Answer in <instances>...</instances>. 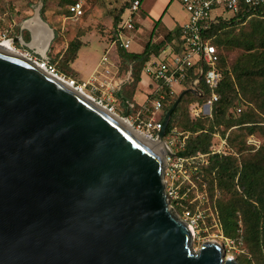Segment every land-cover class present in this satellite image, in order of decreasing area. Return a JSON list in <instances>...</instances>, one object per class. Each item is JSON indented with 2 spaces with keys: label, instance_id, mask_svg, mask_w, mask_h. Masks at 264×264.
Wrapping results in <instances>:
<instances>
[{
  "label": "water",
  "instance_id": "1",
  "mask_svg": "<svg viewBox=\"0 0 264 264\" xmlns=\"http://www.w3.org/2000/svg\"><path fill=\"white\" fill-rule=\"evenodd\" d=\"M24 28L10 41L48 58L39 11ZM42 65L0 44V264H238L216 241L195 250L165 192L160 142L194 89L149 140Z\"/></svg>",
  "mask_w": 264,
  "mask_h": 264
},
{
  "label": "trees",
  "instance_id": "2",
  "mask_svg": "<svg viewBox=\"0 0 264 264\" xmlns=\"http://www.w3.org/2000/svg\"><path fill=\"white\" fill-rule=\"evenodd\" d=\"M76 1L68 0L70 4ZM133 2L119 10L111 29V43L117 38ZM67 12L71 14L70 8ZM84 15L85 10L81 17ZM137 26L135 23V28ZM154 30L143 52L119 49L120 62L128 70L132 69V77L116 90V107H123L125 112L127 109L140 110L142 119H149L153 112L152 103L147 100L145 104H139L134 97V87L141 80L143 66L153 54L160 53L181 34V27L156 34ZM205 34L217 47L218 66L222 71L217 88L219 100L213 106L212 115L194 118L190 115L189 104L198 97L191 92L184 94L173 111L167 130L177 127L189 133L186 149L181 155H206V163L199 164V177H194V180L201 189L207 188L223 235L231 239L241 238L248 248L251 256L241 254L238 264H264V144L256 149L255 144L248 143L250 135L264 137V6H244L236 14L220 16L205 30ZM82 44L81 40L69 44L67 57L55 65L58 73L65 72L69 63L77 59V51ZM234 50L237 54L231 59L229 53ZM51 64L55 63L51 61ZM189 86L190 82H186L185 89ZM205 88L207 91L206 85ZM185 89L175 92L162 86L149 92L151 101L157 98L162 101V119ZM216 133L226 138L228 151H212ZM190 197L193 198L194 194ZM183 199L184 206L189 205L191 212L197 213L199 203L190 205V199ZM176 208L183 210L178 204Z\"/></svg>",
  "mask_w": 264,
  "mask_h": 264
},
{
  "label": "rangeland",
  "instance_id": "3",
  "mask_svg": "<svg viewBox=\"0 0 264 264\" xmlns=\"http://www.w3.org/2000/svg\"><path fill=\"white\" fill-rule=\"evenodd\" d=\"M80 1L84 3L86 15L73 18L72 14L67 12L70 5L68 0H0V29L6 30L8 35H11V38L22 33L23 38L29 42L30 33L27 29L24 28L22 30V28L24 22L32 18L36 11H39L41 18L49 24L54 35L47 52L48 58L37 53L35 49H31L19 42H15L14 44L18 48L16 50L21 51L23 54L32 56L40 62L48 61L51 63L53 61L55 63L53 64L54 66L61 63L67 57V50L72 41L81 40L83 44L77 51V59L69 63L65 72L59 71L60 76L64 77V79H74L78 85L93 95L101 104L111 107L113 111L125 117L126 112L124 108L121 107L119 109V107H116L115 100L117 98L115 92L108 90L106 87L100 90L101 87L97 77L100 75L108 76L106 71L110 69L117 76L113 81L127 78L128 69L120 62V48L114 45L111 46L109 39L111 38V29L116 16L119 14V10L123 6L129 5L133 0ZM156 6L160 7V9H156ZM220 11L230 14V12L222 8H220ZM133 17L138 26L127 32L134 36L129 50L143 52L145 44L152 37L154 29L155 34L159 32L164 33L175 27L177 29L188 20L189 12L183 6L182 0H142L141 9L137 10L133 14ZM158 19L160 20L157 21ZM236 54L237 50H234L229 53V56L232 59ZM105 55L108 56L106 61L103 59ZM105 76L102 79L106 78ZM151 82L152 78L145 70H142L141 80L134 87L135 101L139 104H145L147 100L148 103L153 104L152 98L149 97V92L152 91L153 87L151 86ZM201 83L204 84V82ZM101 84L103 85V82ZM203 86L205 87V84ZM131 88L129 87L130 90H133V87ZM139 111L129 112L128 116H131L132 122L136 120ZM162 113L163 110H160L154 113V115L161 118ZM136 123L134 125H137ZM248 139V143L255 144L256 149L264 144V137L258 134L250 135ZM226 150H229L227 145ZM205 163L206 160H202L201 164ZM198 175L197 171H195L190 180L181 183L180 190L183 194L179 199H176L178 203L171 200L173 203L172 208L176 214L181 219L194 225L191 224L195 229L192 238L193 248L198 250L203 242L216 241L222 246L225 257L233 256L238 260L241 254L249 255L248 248L241 238L231 239L223 235L217 213L211 205L207 188L201 189L195 183L194 177H199ZM192 193L194 194L193 198L190 197ZM182 198L190 199V205L198 202L199 205L196 207L197 213H192L189 205L184 206ZM177 204L182 206V211L177 210Z\"/></svg>",
  "mask_w": 264,
  "mask_h": 264
},
{
  "label": "built area",
  "instance_id": "4",
  "mask_svg": "<svg viewBox=\"0 0 264 264\" xmlns=\"http://www.w3.org/2000/svg\"><path fill=\"white\" fill-rule=\"evenodd\" d=\"M182 2L189 12V17L180 26V38L173 39L160 53L153 54L145 64L143 71L145 70L152 78L151 86L153 87L151 93L162 86L179 92L185 89L186 82H190L189 88H193L194 94L198 97L190 103V115L194 118L202 115H212L213 106L219 100L217 88L222 78V71L218 66L217 47L212 43L211 38L205 34V30L209 29L216 18L236 14L244 6L262 7L264 6V0H182ZM140 5V0H134L129 14L124 18L118 36L112 41L111 46L114 45L126 50L130 49L134 36L127 32L135 28L136 22L133 14L139 10ZM69 8L73 18H78L84 13V3L80 0L70 4ZM220 8L230 12V14L220 11ZM10 39L8 32L0 29V44ZM154 40L155 38H153ZM12 44L15 46L14 43ZM16 49L18 48L16 47ZM28 57L34 59L32 56ZM103 59L106 61L108 56L105 55ZM41 64L52 73L60 76L53 64L48 61H42ZM110 71V69H107L106 73H108V76L104 75L106 77L104 79L101 78L103 75L97 77L101 87L100 90L106 87L108 90L116 92L124 82L131 80L132 69L127 71L126 79L115 81L113 79L117 78L116 73ZM129 72L131 73L129 74ZM67 80H70V83L80 90H84L74 79ZM101 82H103V85ZM201 82H204L209 88V95ZM96 87L98 88V86ZM84 92L91 95L85 90ZM91 96L94 97L93 95ZM152 105L153 112L149 119H142L140 112L133 122L131 121V116L127 118L136 129L143 132L150 139L158 140L157 133L163 127V119L156 117L154 113L162 110L163 104L157 98L153 100ZM109 108L112 109L111 107ZM240 110L238 107L237 111L240 112ZM135 122H137V125H134ZM188 137V132L174 127L169 132L167 130L164 136V143L160 142L161 146L166 150L164 167L165 192L172 207L173 203L171 200L176 201L183 194L180 190L181 183L191 179L192 174L197 171L199 164L202 163L206 156L201 153L190 157L181 155L186 149ZM226 145V138L220 133H216L211 146L212 151L223 152L226 150ZM189 224L191 225L192 223Z\"/></svg>",
  "mask_w": 264,
  "mask_h": 264
},
{
  "label": "bare ground",
  "instance_id": "5",
  "mask_svg": "<svg viewBox=\"0 0 264 264\" xmlns=\"http://www.w3.org/2000/svg\"><path fill=\"white\" fill-rule=\"evenodd\" d=\"M39 22V21H38ZM1 45L2 46H4V47H6V48H8V49H11V50H13V51H18V50H16V48H15V46L12 44V42L9 40V41H4V42H2L1 43ZM38 63L41 65V62L40 61H38ZM42 66H44V65H42ZM60 77H62V76H60ZM63 78V77H62ZM82 91H83V89H82ZM128 128H132L131 130H133V128L135 129V130H137L133 125H132V123L130 122V121H128V118H125V117H122V119H120ZM130 126V127H129ZM134 131V130H133ZM138 131V130H137ZM137 131H135L139 136H141V137H144V138H146V139H149L148 138V136L146 137V135L143 133V132H140L139 133V131L137 132ZM150 140V139H149ZM151 143H153V142H151ZM155 148H157L159 151L161 150V144L159 145V144H156V143H153L152 144ZM190 229L192 230V233L194 232L195 233V229H194V227L191 225L190 226Z\"/></svg>",
  "mask_w": 264,
  "mask_h": 264
},
{
  "label": "crops",
  "instance_id": "6",
  "mask_svg": "<svg viewBox=\"0 0 264 264\" xmlns=\"http://www.w3.org/2000/svg\"><path fill=\"white\" fill-rule=\"evenodd\" d=\"M166 1H167V0H166ZM141 7H142V2H141V5H140V9H141ZM156 7H157V6H156ZM162 7H163V6H162ZM162 7H161V8H162ZM156 9H160V7H157ZM144 11H146V10H144ZM145 15H146V14H145ZM175 28H176V27H175ZM175 28H174V29H175ZM174 29H172V30H174ZM172 30L170 29V30H168V31H172ZM154 37L156 38L157 36H154Z\"/></svg>",
  "mask_w": 264,
  "mask_h": 264
},
{
  "label": "clouds",
  "instance_id": "7",
  "mask_svg": "<svg viewBox=\"0 0 264 264\" xmlns=\"http://www.w3.org/2000/svg\"><path fill=\"white\" fill-rule=\"evenodd\" d=\"M102 77H103V76H102ZM102 77H101V78H102ZM65 79H66V78H65Z\"/></svg>",
  "mask_w": 264,
  "mask_h": 264
}]
</instances>
